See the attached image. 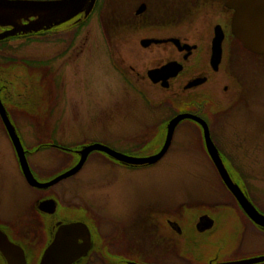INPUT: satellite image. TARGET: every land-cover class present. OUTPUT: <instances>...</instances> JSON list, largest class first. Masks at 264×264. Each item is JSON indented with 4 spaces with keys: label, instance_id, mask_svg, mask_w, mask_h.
I'll use <instances>...</instances> for the list:
<instances>
[{
    "label": "rangeland",
    "instance_id": "374dc122",
    "mask_svg": "<svg viewBox=\"0 0 264 264\" xmlns=\"http://www.w3.org/2000/svg\"><path fill=\"white\" fill-rule=\"evenodd\" d=\"M103 1L102 13H100L102 16L99 15L98 19V14L93 13L87 29L78 34L77 41L85 43L88 49H82L83 44H79L75 45L69 55L63 58L59 56L52 58L53 53L57 51L54 37L45 38L51 34L41 35L44 36L41 41H33V37L27 39V34L21 46L10 44L7 51H0L4 59L31 63L24 67L16 63L19 66L14 65L11 68L15 74H23V77L20 76L19 79L21 78L26 87V90L22 89V94L14 95L13 101L30 108L26 110L30 112L11 111L22 145L30 150L39 146V143L54 140L69 152H58L42 145L36 152L33 151L30 161L40 174V180H52L53 177L66 172L72 164L65 158L70 155L74 158V162L78 159L71 150L79 151L89 144L106 145L123 152L124 149L138 147L150 133L155 141L161 142L163 138L161 130L155 129V125L173 116L174 109L171 107L173 105L171 102L172 105L170 103L162 105L160 102L156 104V101L165 100L162 93L146 89V96L140 97L132 92L108 65L106 53L102 50L95 52V49H92L93 44L103 41L132 42L146 36V33L136 34L135 29H132L128 23L124 22L125 24L121 27L113 24L114 20L120 19L122 13L125 15L122 21L127 20V17L129 19L131 0ZM154 1L153 9H156ZM203 1L200 2L199 8H195L198 11L194 10L189 15L192 17L196 13L193 15V21H196L199 27L198 32L208 34L213 20L200 16ZM221 2V0H215L214 7H220ZM97 21H99V28ZM190 26L188 27L187 24L186 28L192 31L193 26ZM205 30H207L206 33ZM207 50L203 48L199 55L201 63L205 61ZM236 51L247 61L259 59L240 51L237 47ZM119 53L118 57L121 56L123 60L132 62L128 47H123ZM235 55L226 45L219 74L215 75L216 79L199 88L197 92L201 95L206 94V91L211 88L212 94L214 93L213 101L219 105H228L226 94L221 92L227 80L226 71H231L235 75L236 73L257 74V63L254 66L241 62L236 64L235 61L238 59ZM39 59L41 64L36 65ZM231 59H234L236 65L234 67L233 64L230 70ZM9 64L6 66L8 67ZM143 64L138 63V66H135L138 73L143 74L148 67L144 62ZM123 71L126 77H129L130 71L125 69ZM37 75L41 76L37 77ZM52 75H56L55 84H52V80L46 81L47 77L53 78ZM42 76H45L43 80H41ZM132 83L135 84V82ZM141 84L146 86L142 82ZM250 90V93L244 96V100L247 98L249 102L253 97H249L253 89ZM261 92L263 99L260 98L261 102L254 100L255 107L248 114L239 113L235 115V118L229 119L231 116L227 115L229 109L225 106L220 107L214 124H222L218 128L217 124L214 126L212 137L217 142L218 148L230 157L228 158L236 168L238 167L239 175L242 177L234 176L233 180L239 181L252 200L264 209V84ZM147 97L151 98V102L153 101L151 105ZM10 106L12 105L9 104ZM26 113L35 115L33 122L25 115ZM184 123L176 127L168 153L156 165L130 170L113 165L111 161H106L102 153L94 151L88 156L79 173L74 174L73 178L64 179L54 188L58 190L67 186L66 191L60 190L64 194L62 197L70 201L69 203L92 208L94 219L97 222L104 221V229L107 228L109 220L121 219L124 213H128L133 208L141 209L143 213L155 204H160L156 207L162 213L160 217L168 214L169 218L178 217L191 221L197 214L206 211L212 217H216L220 223V230L215 235L216 245L209 252L213 257L210 263L246 261L252 257L264 256L262 235H258L251 227V229L247 227L244 231L233 232L235 224L237 225L240 221V215L234 207L229 211L214 208L215 204L229 203L233 200L223 189L214 168L203 155L201 146H197L198 134L193 125ZM151 127L153 129H150ZM8 137L0 121V215L18 218L29 204L25 194L28 190L18 174L14 152ZM156 147L160 146H149L148 149L155 151ZM200 203L207 208L199 211ZM226 238V243H220ZM188 244L190 248H194L193 244ZM207 257L208 255L198 254L195 257V264L206 263ZM129 258L134 259L133 262L137 264H146L143 261L145 259ZM192 260L193 257L186 263L188 264L189 261L193 263ZM91 261L92 259L87 264H91ZM171 264L183 263L173 261Z\"/></svg>",
    "mask_w": 264,
    "mask_h": 264
},
{
    "label": "flooded vegetation",
    "instance_id": "af4514ba",
    "mask_svg": "<svg viewBox=\"0 0 264 264\" xmlns=\"http://www.w3.org/2000/svg\"><path fill=\"white\" fill-rule=\"evenodd\" d=\"M153 1L154 0H131L132 5L129 19L127 17V20L125 19L122 21L125 17L124 13H122L119 17L120 19L113 21L114 26L117 25L120 27L122 24L128 23L131 25L132 29H135L134 31L137 32L136 34L146 33V36L140 37L138 40L132 42L111 43L109 41H103L101 43L93 44L94 47L92 49H95V52L102 50L106 53L105 55L108 56V65L114 69L122 83H124L126 87H129L132 92L138 94L140 97H144L146 89L162 93L163 97L165 96V100L162 99L163 101H156V104H159L160 102L164 105L171 102L175 105L174 107L170 103L172 109H174V113L172 114L173 116H170V118L167 119V121L155 125V129L161 130V137H163L162 140L159 138L161 142L159 140L155 141L150 133L149 137L145 138V141L142 142V144L138 147H132L130 150L124 149L123 152H119L108 146L107 147L130 157L142 158L151 156L161 149L167 132L166 127L171 118L182 113L197 116L205 122L208 129V137L216 148L224 166L223 168H225L231 180L238 185L246 199L252 204L253 208L260 214L264 215V209L252 200L244 186L239 181L233 180L234 176L237 178L239 176L242 177L239 175L238 167L236 168V166L232 164V161H230V157L228 156V158L227 154L218 148L217 142L214 137H212L214 126L217 124L218 128L219 125L222 124H214L216 113L220 111V107L225 106L226 109H229L227 115H231L229 119H233L236 114L244 112L248 114V112L255 107V105H253L254 100L261 102L260 98L263 99L261 91L264 84V56L249 52L232 35L230 29L233 11L227 9L225 6L227 0H221V6L217 8L214 7L215 0H155L154 3L156 4V9H153ZM202 1L203 5L202 10L200 9V16L207 20H213L210 23V29L208 30L209 27L207 28L208 34L198 32L199 27L196 25V21H193V15L196 13L193 14L192 17L189 15L194 10L198 11V9L195 8H199L200 2ZM103 3V0H96L92 10L87 16H84L82 12L61 24L51 26L50 30L49 28L40 30L35 34H28V36L33 37V41H41V38L44 37L41 35L49 32L51 35H47L45 38L48 39V36H53L54 45H56L55 50H57L53 53L52 58L57 56L63 58L69 55L75 45L83 44L82 49H88L85 43L77 41L78 34H81L84 29H87L93 13L98 14V19L99 15L102 16L100 13H102ZM29 20H33V18H30ZM120 21H122V23H119ZM21 23H25V21L22 20ZM187 24L188 27L189 25L193 26L191 28L192 31H190V28H186ZM98 25L99 21H97V26ZM10 29L12 28L9 26H0V33L6 32ZM163 29L167 31H161ZM207 30H205V33ZM26 35L27 34L17 33L14 36L0 40V51H7V47H9L10 44L21 46L27 38ZM218 38H221V54L218 66L215 68L213 65L214 62L212 61L213 42H216ZM226 45L229 46L230 52L236 54L235 57L238 59L235 61L236 64L237 62H241L254 66V64L257 63V74L247 73L241 75L236 73L237 75H235L231 71H226L227 73L225 75L227 80L223 88H221V92L224 95L226 94V103L228 105H219L213 101L214 93L212 94L211 88V90L208 89V91H206V94L204 93L202 95L197 91L205 84L208 85L212 80L216 79L215 75L219 74L218 72L220 71V65ZM123 47H128L129 54L132 55V62L123 60V57L121 56L118 57V55H120L119 50ZM236 47L244 53L247 52L249 55L251 54L259 57V59L247 61L245 58L239 56ZM203 48H207L208 50L206 51L207 55L205 61L201 63L199 55ZM0 55V100L12 127L17 131L18 129H16L17 126L12 119L11 111H26L29 106H23V104H19L15 102V100L13 101L14 95L19 96L22 94L23 90H26V87L21 78L19 79L20 76L23 77V74H15L11 68H13L14 65H17V67L22 65L24 67L25 63H22L23 61L15 62L14 60L4 59L1 53ZM233 60L230 61V70L233 64L234 67L236 65ZM143 62L148 65V67L144 70V73L141 74L137 72L135 66H138V63L143 64ZM8 63L10 64L7 67L6 64ZM35 64L40 65L41 60H37ZM165 66L167 67L160 70ZM123 69L130 71L128 72L129 77H126ZM39 76L37 75V77ZM44 77L45 76H42L41 80H43ZM46 79H48L46 81L52 80V84H55V80L57 82L56 75L53 76V78L50 76ZM256 79L258 80L255 81ZM132 82H135V84ZM141 82L147 87L142 86ZM138 84H140L141 87L138 86ZM250 89H253L252 93L249 95L250 98L253 96L251 102H249L247 98L244 100V96L250 93ZM148 99L150 101L149 105H151L153 101L151 102V98ZM226 103L224 102V104ZM9 104L12 105L10 106L11 108L9 107ZM0 121L8 136L1 117ZM183 122L193 125L192 127H194L198 134V142L196 141L197 146H201L200 149H202L201 151L203 155L207 158V162L214 168L219 177L212 160L208 156L207 148H205L206 144L204 130L203 127H201L202 125L198 122L196 123V121L184 119L180 121L176 127H180ZM150 129H153V127ZM175 130L176 128L174 129V132ZM7 139L14 152L18 174L28 190L25 194L28 197L29 204L24 211L20 213L18 218H9L0 215V234H3L8 242L22 251L25 264H40L45 249L53 243L60 226L72 223L83 224L88 232L82 234L83 238H78L75 241L77 246L83 244V246L86 247V252L72 264H87L91 259V264H105L106 262H108V264L135 263L133 262L134 259L132 260L129 257L145 259L143 261L146 264H171L173 261L174 263L182 262L183 264H187L186 262L193 257V263L189 261L188 264H195V257L198 254L208 255L207 261L204 264H212L210 261L213 257H211L209 252H211L214 245H216L215 235L217 231L220 230V223H218L216 217H212L206 211L197 214V216L191 221L179 219L178 217L169 218L168 214L160 217L162 213L159 208H156L160 204H155L148 207L143 213L141 209L133 208L128 213H124L123 218L109 220L107 228L104 229V221L102 223L101 221L97 222V220L94 219L95 217L93 216L92 208L69 203L70 201H66V199L62 197L64 194H62L60 190L64 189L66 191L67 186L58 190L54 188L64 179L60 180L53 186L45 188L30 186L26 182L20 168V163L12 141L9 137ZM171 139H173V136ZM19 141H21V139H19ZM20 144L24 150L29 169L34 179L39 183H46L51 179L45 181L40 180V174L35 170L30 161V156H32L31 153L33 151L36 152L41 145L58 150V152L69 153L68 149L55 143L54 140H49L46 143H39V146L30 150L26 149L21 142ZM156 145H159L160 147H156L155 151L148 149L149 146ZM71 151L79 159V155L75 153L77 150ZM167 153L168 151L161 159H163ZM102 154L107 159L106 161H111L115 166L129 168L130 170L139 167H152L161 161L160 159L153 165L134 166L121 163L105 153ZM65 159H68V162L72 164L70 168L77 163L74 162V158L70 155ZM73 177L74 176H71L69 178ZM218 179L224 186L220 177ZM224 189H226V187ZM48 201H53L54 205H44L40 207L43 202ZM201 206L203 205L200 203L198 206L200 207V209H198L199 211L207 208ZM233 207L240 215V221L237 225L235 224L233 232L235 230V233L239 232V230L244 231L247 227H251L256 233H258V235L264 237V228L249 220L236 201L219 203L214 206L215 209L223 208L228 211L230 209L233 210ZM208 220L212 221L210 227H207L209 224ZM0 238V240L3 239L2 236H0ZM226 241L227 238L225 241L221 240L220 243H226ZM188 243L193 244L194 248H190ZM66 245H71V243H67ZM0 264H9L1 251Z\"/></svg>",
    "mask_w": 264,
    "mask_h": 264
},
{
    "label": "water",
    "instance_id": "95a60500",
    "mask_svg": "<svg viewBox=\"0 0 264 264\" xmlns=\"http://www.w3.org/2000/svg\"><path fill=\"white\" fill-rule=\"evenodd\" d=\"M95 1L96 0H0V26H9L12 28L6 32L0 33V40L14 36L17 33H36L40 30L48 29L51 26L61 24L82 12L84 16H87L92 10ZM225 6L227 9L233 11L230 29L232 35L249 52L264 56V0H227ZM30 18H33V20H29ZM22 20H24L25 23H21ZM220 40L221 38H218L216 42H213L212 61L214 62L213 65L215 68H217L218 61L220 60ZM166 67L167 66L160 70ZM0 117L15 148L20 168L26 182L30 186L38 188L53 186L60 180L73 176L82 168L88 155L94 151L105 153L111 158L129 165H153L168 151L167 148H169L171 144V138L176 125L184 119L196 121V123H200L202 125L201 127H203L206 144L205 148H207L208 156L212 160L224 186L233 196V199L239 204L249 220L264 228V215L260 214L253 208L252 204L246 199L238 185L231 180L225 168H223L224 166L216 148L208 137V129L205 122L197 116L182 113L171 118L166 127L167 132L161 149H159L157 153L148 157L140 158L126 156L101 144L93 143L86 145L77 151L79 159L72 168L46 183H39L34 179L29 169L24 150L16 135V131L12 127L4 111L1 100ZM44 205L53 206L54 202H43L40 207ZM208 223L207 227H210L212 221L208 220ZM84 233L88 232L86 227L81 223L60 226L53 243L45 249L40 264H72L86 252V247H84L83 244L77 246L75 242L78 238H83L82 234ZM0 236L3 238L0 240V251L8 263L25 264L22 251L8 242L3 234H0ZM67 243H71V245H66ZM260 262H264V256L247 259L246 261L241 260L222 264H256Z\"/></svg>",
    "mask_w": 264,
    "mask_h": 264
},
{
    "label": "trees",
    "instance_id": "16d2710c",
    "mask_svg": "<svg viewBox=\"0 0 264 264\" xmlns=\"http://www.w3.org/2000/svg\"><path fill=\"white\" fill-rule=\"evenodd\" d=\"M52 29V28H51ZM49 30H50V28H49ZM28 34H35V33H28ZM45 34H49V32H46V33H43L42 35H45ZM27 39H31V36H28V38ZM33 39V38H32ZM25 63V65H31V63H28V62H24ZM174 112V111H173ZM27 117H30V120L33 122V119H34V117H35V115L34 114H30V113H26L25 114ZM222 185V184H221ZM223 186V185H222ZM225 187L223 186V189H224ZM226 190V189H225ZM226 193L231 197V198H233L231 195H230V193L226 190ZM234 202H235V200L234 199H232Z\"/></svg>",
    "mask_w": 264,
    "mask_h": 264
}]
</instances>
